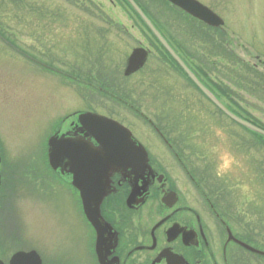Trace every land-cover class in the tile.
<instances>
[{"label": "flooded vegetation", "instance_id": "af4514ba", "mask_svg": "<svg viewBox=\"0 0 264 264\" xmlns=\"http://www.w3.org/2000/svg\"><path fill=\"white\" fill-rule=\"evenodd\" d=\"M161 1L171 9V13H175L176 20L169 22L183 18L187 26L184 30L186 36L179 41L168 29L164 33L154 18L147 15L153 26L201 85L231 113L240 115L236 110L237 101L221 89L220 83H212L201 67L207 58L206 38L214 45L210 54L219 52V59L223 54L237 55V40L244 35L231 29L224 12L217 5L219 0L216 4L214 0L212 4L215 5L197 0L222 19L219 26L206 24L171 2ZM170 25L169 28L176 32L175 26ZM262 28L264 31V16ZM262 35L252 50L258 60L253 67L264 69V33ZM105 37L89 38L96 39L98 44H110ZM151 37L150 46L138 44L133 48L147 49L148 57L154 50L160 56L159 65L167 64L171 71L186 80L187 87L200 92L203 99H188L182 103L173 100L171 97L177 96L179 91L173 92V86L169 85L166 89L160 87L159 91L163 96L173 92V96L148 100L147 91L152 89L142 83H127L147 61L137 72L124 76L128 56L118 80L120 88L116 90L108 84L100 85V81L92 78L81 77H87L88 72L77 67L61 70L52 63L35 60L25 51L22 53L44 69L67 76L110 97L105 107L111 108V112L96 108L91 96L85 104L62 109L63 113L58 118L48 122L44 138L48 140L53 135H64L98 149L99 143L91 131L93 126L81 123L79 119L81 113H97L127 128L132 140L145 149L148 161L142 174L137 173L135 164L111 169L99 181L97 189V182L92 183L90 179L74 181V174L69 172L67 165L53 169L48 163V148L41 150L44 163L34 166V169L6 164L1 171L0 190V262L3 264H10L12 256L21 251L34 252L32 257L40 264H264V256L248 248L264 252V227L254 226L249 218L252 212L259 214V207L238 202L237 190L231 187V180L218 173L214 164L199 159L200 154L205 153L204 142L198 140L203 121L207 118L210 121L229 118L226 115L218 118L202 115L206 107L221 113L161 41L153 34ZM246 41L244 38L243 45L240 44L245 53L249 51ZM191 43L196 46L192 47ZM191 48L204 55L199 54L196 58ZM182 107L186 110L197 108L200 113L196 115L190 109L187 111L189 115H180ZM149 108L154 111L146 110ZM243 118L253 122L248 117ZM24 179L40 180L41 186L20 184ZM80 184H84L86 192L89 191V201L103 196L100 213L108 231L100 249L102 261L96 249V231L83 210ZM28 208L32 216L38 214L45 220H51L53 227L44 225L37 231H24L18 219L20 214L27 215ZM55 220L57 222L53 224ZM72 234L76 237L74 243H70ZM78 234L82 236L81 243L78 242ZM78 244L81 249H78Z\"/></svg>", "mask_w": 264, "mask_h": 264}, {"label": "rangeland", "instance_id": "374dc122", "mask_svg": "<svg viewBox=\"0 0 264 264\" xmlns=\"http://www.w3.org/2000/svg\"><path fill=\"white\" fill-rule=\"evenodd\" d=\"M135 1L148 16L154 18L164 33L168 29L179 41L186 36L184 30L187 26L183 18L169 22L176 20V16L164 1ZM202 1L215 5L217 0L215 4H212L214 0ZM221 1L217 5L224 12L231 29L244 35L249 51L245 53L240 48L244 38H239L237 55L223 54L218 59L219 52L217 55L210 54L214 45L206 38L204 46L207 58L201 69L212 83H220L221 89L237 101L238 107L235 109L241 117H248L264 127V69L253 67L258 60L252 50L264 33V0ZM168 24L175 26L176 32ZM0 31L5 40L0 38L2 165L11 163L30 169L44 163L41 150L46 147L44 134L51 119L58 118L70 106L85 104L90 96L96 108L109 112L111 108L108 110L105 107L110 101L107 95L44 69L22 53L25 51L35 60L38 58L44 63H52V66L61 70L77 67L88 72L87 77H81L92 78L100 81V85L108 84L119 90L118 80L131 49L138 44L150 46L152 38L146 26L123 0H0ZM99 36H106L105 40L111 43L98 44L96 39L89 38ZM191 46L195 47L196 44L191 43ZM193 49L191 52L196 58L199 54L204 55ZM159 57L152 50L146 65L127 83H142L154 90L147 91L149 96L151 93L150 97H146L148 100L169 98L175 90L182 93L178 92L171 99L181 103L188 99H203L200 92L187 87L186 80L171 71L167 64L159 65ZM169 85L173 86L172 94L163 96L160 87L166 89ZM182 109L180 115H189L187 111L190 109L196 115L200 113L197 108ZM146 110L154 111L152 108ZM202 115L222 116L208 107L204 108ZM203 124L198 140L204 142L205 153L200 154L199 159L214 164L218 173L231 180V187L237 190L238 202L259 207V214L252 212L249 218L253 220L254 226L264 227V144L255 142L249 133L225 118L218 121L207 118ZM39 181L24 179L19 183L39 187ZM27 211V215L20 214L18 219L24 231H37L44 225L53 227L51 220H45L44 216L38 214L32 216L29 208ZM56 222L53 221V224ZM70 239V243H74L75 235L72 234ZM81 239L82 236L78 234L79 243ZM78 249H81L79 244Z\"/></svg>", "mask_w": 264, "mask_h": 264}, {"label": "water", "instance_id": "95a60500", "mask_svg": "<svg viewBox=\"0 0 264 264\" xmlns=\"http://www.w3.org/2000/svg\"><path fill=\"white\" fill-rule=\"evenodd\" d=\"M175 5L179 6L183 10L189 12L191 15L205 21L211 25H218V22L214 19L211 11L202 6L195 0H169ZM131 7L137 12V14L143 19L149 29L159 38L165 48L175 57L177 62L181 65L183 70L192 78V80L201 88V90L211 99L221 110H223L229 117L235 120L237 123L244 127L264 136V130L252 125L251 123L237 117L230 113L225 107H223L217 99L201 85L197 78L188 70L184 63L172 52L157 30L153 27L148 18L144 15L141 9L133 0H127ZM221 22V21H220ZM147 51L143 48H135L127 60V66L125 69V75H129L143 66L147 58ZM80 121L82 123H89L93 128L94 136L99 141L100 146L97 148L85 142H77L74 139L65 138L64 136H53L49 140V160L53 168L69 166L70 171L74 174V180H86L90 179V182L95 184L97 189L99 181L107 176V172L117 165L121 164H135L137 173L144 172L147 165L146 153L141 146L131 139V134L120 124L111 121L105 117L86 113L80 115ZM1 162V158H0ZM135 171V172H136ZM82 191L84 210L88 219L94 225L97 231V251L101 261L103 258L100 256V249L104 243V235L106 233V227L103 225V221L100 218L98 206L101 199L97 201H89L86 187L78 185ZM96 193V192H95ZM92 208L94 210H92ZM249 248V247H248ZM250 250L264 255L255 249ZM10 264H40L39 260H35L32 257V253L19 252L13 256Z\"/></svg>", "mask_w": 264, "mask_h": 264}, {"label": "trees", "instance_id": "16d2710c", "mask_svg": "<svg viewBox=\"0 0 264 264\" xmlns=\"http://www.w3.org/2000/svg\"><path fill=\"white\" fill-rule=\"evenodd\" d=\"M124 2L129 6V4L124 0ZM130 7V6H129ZM0 35H2L3 36V33L0 31ZM253 124H255V125H258V126H260L259 124H257L256 122H253ZM260 127H262L263 129H264V127L263 126H260ZM251 132V131H250ZM253 133V132H252ZM253 135H254V137H255V140H257V142L258 143H260V144H263L264 143V138L263 137H260L259 135L257 136V134H254L253 133Z\"/></svg>", "mask_w": 264, "mask_h": 264}]
</instances>
